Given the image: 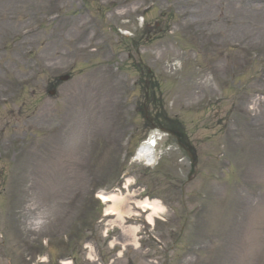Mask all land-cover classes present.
<instances>
[{"label":"rangeland","instance_id":"374dc122","mask_svg":"<svg viewBox=\"0 0 264 264\" xmlns=\"http://www.w3.org/2000/svg\"><path fill=\"white\" fill-rule=\"evenodd\" d=\"M166 114L194 165L160 133L158 165L130 163ZM126 179L165 211L140 247L114 228L117 257L91 190ZM73 248L72 264H264V0H0V264Z\"/></svg>","mask_w":264,"mask_h":264},{"label":"bare ground","instance_id":"6f19581e","mask_svg":"<svg viewBox=\"0 0 264 264\" xmlns=\"http://www.w3.org/2000/svg\"><path fill=\"white\" fill-rule=\"evenodd\" d=\"M149 148H151L150 144H146L145 146H143V148L139 151V157L141 156H145V157H153V150H150ZM97 198L103 202L105 205H107V203H111L112 205L109 207H107L105 209V214L106 215H117L119 220L121 219V215L122 214H126L130 212V209L127 207H124L125 204L129 203V199L127 198H118L116 196H110V195H102V194H98ZM137 206L139 208H141L143 211L145 212H150L147 217H146V221L148 222V224H150L151 226L154 225L155 221H154V217L158 216L159 214H161L164 211V208L160 205L159 202H140L137 203ZM136 228L132 229L129 228L126 230V232H131L132 235V241L134 243V245H136L135 240L136 238H134V234L136 232Z\"/></svg>","mask_w":264,"mask_h":264}]
</instances>
